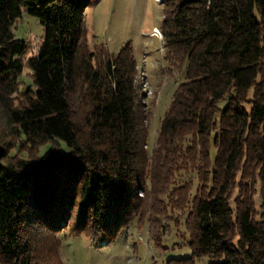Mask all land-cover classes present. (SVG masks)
<instances>
[{
	"label": "trees",
	"instance_id": "16d2710c",
	"mask_svg": "<svg viewBox=\"0 0 264 264\" xmlns=\"http://www.w3.org/2000/svg\"><path fill=\"white\" fill-rule=\"evenodd\" d=\"M92 1L0 0V112L15 140L0 139V264H63L72 210V235L107 244L136 219L160 246L173 192L189 189L173 186L181 172L198 183L190 256L165 264H264V0H161L165 59L182 80L149 151L132 46L90 40ZM23 12L44 31L25 61L13 33ZM24 68L32 86L16 97Z\"/></svg>",
	"mask_w": 264,
	"mask_h": 264
},
{
	"label": "rangeland",
	"instance_id": "374dc122",
	"mask_svg": "<svg viewBox=\"0 0 264 264\" xmlns=\"http://www.w3.org/2000/svg\"><path fill=\"white\" fill-rule=\"evenodd\" d=\"M161 20V0H94L84 9V27L92 42L105 45L112 54H116L127 42L132 46L137 63L135 81L144 94L147 109L152 112L146 142L147 151L155 140L159 122L171 95L182 80V72L172 68L165 59L162 38L153 34L160 31ZM13 33L16 38L22 39L28 45L27 53L23 57L24 61L38 52L43 42L44 31L37 18L23 12L13 25ZM19 81L16 97L20 96L27 87L32 86L28 68H24ZM76 100L75 104L81 103L79 99ZM5 121V117L0 112V139L13 144L15 140L9 138V128L6 127ZM62 147L64 153L68 154L69 149L63 144ZM48 148L49 145L39 147L38 156ZM26 150H19L15 146L10 154L25 157L28 156ZM211 154L213 157L214 150ZM188 181H190L189 189L174 191L173 198L167 205L166 216L162 219L167 232L161 236L160 246H156L150 238L147 224L139 228L136 219L116 239L107 241V244L94 243L84 234L72 235L70 229L75 217V212L72 210L71 218L66 220L64 229L59 235L61 242L59 255L63 264H165L169 259L189 257L185 221L198 185L195 172H181L173 186ZM259 202L257 195V207ZM195 262L208 264L209 259L204 257L196 259Z\"/></svg>",
	"mask_w": 264,
	"mask_h": 264
},
{
	"label": "bare ground",
	"instance_id": "6f19581e",
	"mask_svg": "<svg viewBox=\"0 0 264 264\" xmlns=\"http://www.w3.org/2000/svg\"><path fill=\"white\" fill-rule=\"evenodd\" d=\"M159 33L160 34V31H156V32H153V34H155V33ZM158 38H161V34H160V36H157Z\"/></svg>",
	"mask_w": 264,
	"mask_h": 264
},
{
	"label": "built area",
	"instance_id": "2783aa9c",
	"mask_svg": "<svg viewBox=\"0 0 264 264\" xmlns=\"http://www.w3.org/2000/svg\"><path fill=\"white\" fill-rule=\"evenodd\" d=\"M154 36H160V34H154Z\"/></svg>",
	"mask_w": 264,
	"mask_h": 264
}]
</instances>
